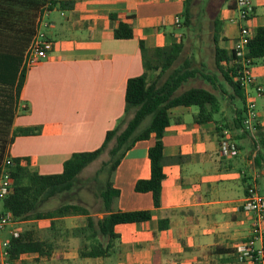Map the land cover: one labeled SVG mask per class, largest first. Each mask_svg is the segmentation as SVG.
<instances>
[{"label":"crops","instance_id":"obj_1","mask_svg":"<svg viewBox=\"0 0 264 264\" xmlns=\"http://www.w3.org/2000/svg\"><path fill=\"white\" fill-rule=\"evenodd\" d=\"M49 1L0 0V68L23 54L20 70L26 71L12 132L41 128L38 135L16 137L7 153L29 158L31 167L42 175L61 173L73 154L102 146L107 132L125 117L128 81L144 73L141 42L148 49L179 42L175 18L185 8L184 0H59L77 5L49 9L55 27L46 30L48 56L24 70L25 54ZM200 1L192 0L194 23L199 15L195 8L205 9ZM252 1L254 13L246 25L253 33L264 27V0ZM209 7L205 13L212 12V59L215 36L220 48L234 53L239 34L231 22L236 15L234 0ZM120 23L133 27V39L114 37ZM254 74L264 87V59L257 61ZM220 83L230 98L231 91ZM195 109L171 111L172 124L163 139L166 179L160 208H155L152 194L135 191L138 181L151 178L149 150L154 138L138 142L114 174V187L120 191L114 210H150L151 221L117 226L120 238L107 258L81 256L89 241L76 230L86 228L85 216L19 221L7 230H18L49 246L45 255L23 254L15 264H238L235 249L251 230V215L239 209L247 187L242 172L249 169L251 178L258 175L259 188L264 186L262 174L250 159L248 141H242L236 156H222L216 125L196 124ZM228 109L225 116L231 122L234 107ZM257 109L264 129V95L257 100ZM10 237L9 233L4 241ZM0 264H4L1 257Z\"/></svg>","mask_w":264,"mask_h":264},{"label":"trees","instance_id":"obj_2","mask_svg":"<svg viewBox=\"0 0 264 264\" xmlns=\"http://www.w3.org/2000/svg\"><path fill=\"white\" fill-rule=\"evenodd\" d=\"M185 8L181 14L182 29H190L193 22L192 0H184ZM59 5L60 10L73 9L76 1L54 2L52 8ZM235 5V1H234ZM252 38L248 45L249 57L254 66L257 61L264 59V27L251 32ZM183 34L179 42H173L162 48L148 49L141 42L142 62L144 73L131 78L126 87L125 117L113 129L107 132L102 146L91 152L75 153L64 163L63 171L58 174L42 175L31 167L29 158H14V167L11 170L12 190L8 197L2 200L3 211L11 213L18 221L32 219L63 218L68 216H85L86 228L76 230L86 235L89 244L81 250L85 258H107L115 250V243L119 235L115 229L119 225L141 224L152 220L153 212L115 211L113 206L120 197V191L114 187L113 177L119 165L140 141L155 139L149 150L151 162V178L137 182L135 191L150 193L153 196L155 208L162 205L163 184L166 179L164 172L163 139L167 129L172 124L171 111L175 108H197L198 113L194 121L198 125L215 124L219 145L224 138V132L229 131V138L242 149V141H248L250 156L255 168L262 174L264 183V129L258 125L254 136L244 125L246 119V100L244 90L237 82V64L235 53L229 54L218 45V37L214 39V71L208 69L202 60L195 57L186 59L182 65L177 63L185 51ZM118 40L134 38V30L130 24L120 23L114 31ZM0 58L3 59V57ZM8 66L0 68V166L7 153L9 145L14 143L18 136H33L41 132L40 127L17 129L12 132L21 91L26 78V71L20 70L23 54L10 59ZM192 79H203L213 90L193 87L181 91L183 85ZM220 80L231 88L230 105L234 107L231 122L222 112V94L226 91ZM220 88L221 95L216 93ZM238 102L241 106H238ZM27 111V108L22 110ZM132 114L130 120L126 118ZM109 160L103 162L96 172L94 181L97 184L99 197L102 201V217H94L90 212L75 204H64L54 210H44V206L53 199H62L70 193L75 197L74 188L79 183L80 175L106 152ZM26 162V164L24 163ZM243 173V172H242ZM247 183L246 192L251 176L249 169L243 175ZM54 223V222H53ZM161 228H164L161 225ZM18 236L10 237L9 264H15L20 256L29 253L45 255L48 243L34 240L18 230ZM236 254V249H235Z\"/></svg>","mask_w":264,"mask_h":264},{"label":"built area","instance_id":"obj_3","mask_svg":"<svg viewBox=\"0 0 264 264\" xmlns=\"http://www.w3.org/2000/svg\"><path fill=\"white\" fill-rule=\"evenodd\" d=\"M50 0L45 8V12L39 19V28L34 36L23 62V69L29 70L42 61L47 54V29L54 28L55 23L48 18L49 9L54 2ZM236 15L232 18V24L239 28V34L235 42L234 53L237 64V82L244 90L246 100V119L244 125L254 136L256 126L259 124V114L257 109V99L264 95V87L259 83L254 74V63L248 54V45L252 38L251 31L247 23L254 13L252 0H234ZM177 29H182V19L180 16L175 18ZM182 35H178L180 40ZM230 132H224L219 148L222 156L232 158L239 153L237 143L229 138ZM24 163V162H23ZM14 158L6 153L0 166V201L6 199L12 190L11 170L14 167ZM244 175V172H243ZM258 175H254L239 209L251 215L250 236L236 247V257L238 264H264V193L261 192L258 184ZM19 221L11 213H0V234L8 227H15ZM10 236H18L17 230L13 229ZM9 242L0 243V257L4 264H9L10 252Z\"/></svg>","mask_w":264,"mask_h":264},{"label":"rangeland","instance_id":"obj_4","mask_svg":"<svg viewBox=\"0 0 264 264\" xmlns=\"http://www.w3.org/2000/svg\"><path fill=\"white\" fill-rule=\"evenodd\" d=\"M220 2V0H201L200 4H202V7L205 9L202 10L201 5H198L195 8V13L198 15L197 20L195 24L190 29H176L175 33L176 35L179 34H186L185 38L183 39L184 44L186 45L185 51L182 54L181 59L177 63V66L182 65L183 62L186 59L193 58L197 61L202 60L207 64L208 69L211 71H214V66L211 64L213 62L210 46L212 45V38H211V32H210V22H211V13H205L206 8L210 6L211 10L217 6V4ZM193 87H202L206 89L213 90L211 86L206 83L203 79H192L188 83L183 85V88L181 91H185L187 89L193 88ZM226 90L231 91V88L225 84ZM216 93L221 95L220 88L216 90ZM225 98L222 101V110L225 112L224 114L229 115V105H230V99L228 96L223 95ZM258 98L257 100H259ZM238 106H241V103L238 102ZM194 110H196L194 108ZM226 115V116H227ZM109 160V153L108 151L96 162H94L92 165H90L79 177V183L76 188H74V193H76L75 197L73 195L70 197V193L66 194L64 198L59 199H53L50 200L45 206L44 210H52L55 209L61 205L64 204H75L80 205L84 208H86L91 215L94 217H97L99 214H101V206L102 201L99 197V191L97 184L94 181V177L96 172L100 169L103 162H106ZM261 192L264 193V186H261ZM3 211V204L0 201V213ZM17 227V226H16ZM10 228V227H8ZM7 230V229H6ZM10 233V230L2 232L1 235V242L4 241L8 237V234Z\"/></svg>","mask_w":264,"mask_h":264}]
</instances>
